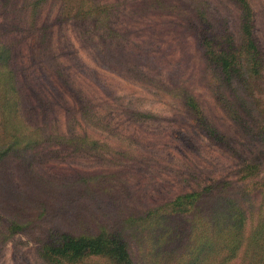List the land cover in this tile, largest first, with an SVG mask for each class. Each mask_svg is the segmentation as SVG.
I'll return each mask as SVG.
<instances>
[{"label": "rangeland", "instance_id": "rangeland-1", "mask_svg": "<svg viewBox=\"0 0 264 264\" xmlns=\"http://www.w3.org/2000/svg\"><path fill=\"white\" fill-rule=\"evenodd\" d=\"M208 1L233 31L235 0ZM248 2L264 63V0ZM147 3L153 0H0V43L10 54L0 61V152L13 136L20 141L8 153L9 164L0 161L6 174L0 175V264H69L43 257L56 232L82 231L91 215L107 226L138 218L209 186H216L213 197L223 198V206L232 199L243 210L248 235L264 219L260 116L240 108V124L227 115L192 33L181 26L178 2L177 10L153 13ZM117 34L129 60L145 62L157 80L182 81L193 91L224 144L214 142L181 101L117 71L104 57ZM6 112H14L12 124ZM48 181L58 193L46 190ZM83 181L91 184L89 199L80 195ZM47 194L54 199L46 208H62L55 225L37 216ZM9 215L22 229H10ZM129 236L136 264H176L154 254L158 243ZM258 244L228 264H264V235ZM75 264L108 263L93 257Z\"/></svg>", "mask_w": 264, "mask_h": 264}, {"label": "trees", "instance_id": "trees-1", "mask_svg": "<svg viewBox=\"0 0 264 264\" xmlns=\"http://www.w3.org/2000/svg\"><path fill=\"white\" fill-rule=\"evenodd\" d=\"M175 2H178V6ZM175 2L153 0V4L147 3L146 7L151 13L161 11L165 7L171 11L177 10V7L184 11L179 15L182 20L181 26L184 31L192 33L196 49L205 64V73H210L211 90L214 94H218V102L224 112L234 121L243 124L240 108L251 110L254 116L256 114L260 116L262 125L259 129L264 132V78L262 77L264 63L254 37L253 16L248 0H235L239 15L233 31L224 16L218 14L208 0H175ZM105 30L109 35L114 33L109 25ZM117 36L119 41L115 39L116 36L110 38V41L115 40L104 52V57H109V62L116 66L117 71L152 85L181 101L185 108L194 114L196 122L207 135L217 144H224L225 139L205 114L193 91L182 81L163 82L160 79L159 81L154 74L147 71L145 62L129 60L121 46L122 36L119 34ZM9 55V50L0 43V61H5ZM10 89L14 95H17L11 87ZM4 115L7 124L8 117L9 123L12 124L14 112H6ZM19 142L15 136L8 140V146L6 145V148L0 152V161L8 163V153L12 147L16 148ZM5 167L6 165L3 166L4 169ZM0 175L6 174L0 172ZM29 175L30 172H27L24 176L26 178ZM45 186L46 190L55 189L53 193H58L56 188L59 187L54 182L48 181ZM82 186L84 190L80 195L84 199H89L92 195L91 184L83 181ZM214 188L216 186H209L201 192L182 194L165 205L146 214H140L138 218L133 216L126 219L119 218L111 226L104 225L91 215L90 225L82 231L72 230L68 233L59 231L60 233L51 235L52 241L43 247V257L49 262L69 264L93 257L100 258L108 264H136L131 258L126 242L130 235L129 237H142L151 244L158 243L159 252L157 253L156 250L154 254L166 255L167 259L176 264L215 262L228 264L238 259L241 252L248 254L251 248H258L260 237L264 235V219H261L257 228H251L248 235L243 210L232 199H227L226 206H223L221 204L223 198L213 197ZM49 199L54 198L47 194L45 199L38 202L42 210L37 216L39 221L55 225V221L62 217V208L60 210L57 207L46 208L44 202L48 204ZM60 201H64V198ZM8 219L13 232L22 229L23 225L15 221L11 215ZM182 220H185L186 226L183 225ZM176 245L181 248L177 254L174 253L178 249ZM167 248H172L171 252H168ZM151 254L152 251L149 255ZM187 259L188 262H185Z\"/></svg>", "mask_w": 264, "mask_h": 264}]
</instances>
